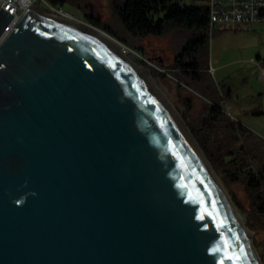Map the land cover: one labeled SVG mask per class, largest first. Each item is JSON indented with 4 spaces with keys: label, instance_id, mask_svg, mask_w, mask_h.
I'll return each instance as SVG.
<instances>
[{
    "label": "water",
    "instance_id": "95a60500",
    "mask_svg": "<svg viewBox=\"0 0 264 264\" xmlns=\"http://www.w3.org/2000/svg\"><path fill=\"white\" fill-rule=\"evenodd\" d=\"M41 10L0 8V264H256L170 100Z\"/></svg>",
    "mask_w": 264,
    "mask_h": 264
},
{
    "label": "rangeland",
    "instance_id": "374dc122",
    "mask_svg": "<svg viewBox=\"0 0 264 264\" xmlns=\"http://www.w3.org/2000/svg\"><path fill=\"white\" fill-rule=\"evenodd\" d=\"M45 1L49 3L50 0ZM113 1L68 0L57 8L73 15L78 20L76 22L81 24L94 27L89 17L94 18L103 27L121 36L125 42L95 26L136 53L134 59L149 71L156 86L170 100L189 131L182 114H186L189 123L200 127L209 114L211 104L201 97L197 86L174 69L175 59L181 53L189 33L171 28L161 37L132 35L117 19ZM177 1L182 5H192L190 0ZM38 4L44 8V13L52 15L44 2ZM205 54L211 83L222 98L221 108L227 117L245 130L237 140L224 126L207 136L202 134L209 152H204L190 133L247 230L250 238L248 244L258 262L264 264V215L256 210L247 179H234L237 171L229 164L233 158L227 156L231 150L236 154L244 152L246 163L253 168L264 165V78L261 72L264 68V24H243L237 29L228 25L216 26ZM188 104L191 110H188Z\"/></svg>",
    "mask_w": 264,
    "mask_h": 264
},
{
    "label": "trees",
    "instance_id": "16d2710c",
    "mask_svg": "<svg viewBox=\"0 0 264 264\" xmlns=\"http://www.w3.org/2000/svg\"><path fill=\"white\" fill-rule=\"evenodd\" d=\"M66 2L68 0L49 1L55 7ZM112 6L117 19L132 35L161 37L171 28L189 33L181 53L175 59L174 69L183 78L197 86L201 96L207 99L211 106L207 118L202 121L200 127L189 123L186 114H182V117L204 152L209 151L202 134L207 136L220 126L229 129L234 140L239 139L238 135H242L245 128L242 125L237 126L236 122L226 116L220 105L222 98L211 83L208 59L205 54L212 35L209 9L206 6L182 5L177 0H114ZM89 19L93 25L125 42L113 30L103 27L98 20L91 17ZM161 75L164 76V74ZM188 110H191L190 104H188ZM228 153L227 156L233 158L229 164L237 171V174L233 175L234 179H247L256 210L264 215V165L253 168L246 163L244 152L236 154L234 150H231Z\"/></svg>",
    "mask_w": 264,
    "mask_h": 264
},
{
    "label": "built area",
    "instance_id": "2783aa9c",
    "mask_svg": "<svg viewBox=\"0 0 264 264\" xmlns=\"http://www.w3.org/2000/svg\"><path fill=\"white\" fill-rule=\"evenodd\" d=\"M44 2L52 15L65 16L78 21L62 8H57L45 0H0V8L13 16L5 34L10 32L20 20L39 2ZM194 6H206L210 13V29L228 25L237 29L243 24H264V0H190ZM40 9H44L40 6ZM1 38L0 42L4 39ZM130 49L127 45L123 46ZM133 51L132 49H130ZM264 77V68H262Z\"/></svg>",
    "mask_w": 264,
    "mask_h": 264
},
{
    "label": "bare ground",
    "instance_id": "6f19581e",
    "mask_svg": "<svg viewBox=\"0 0 264 264\" xmlns=\"http://www.w3.org/2000/svg\"><path fill=\"white\" fill-rule=\"evenodd\" d=\"M41 11H42V10H41ZM43 12H44V11H43ZM46 14H47V13H46ZM48 15H49V14H48ZM51 16L60 17V18H62V19H65V20L70 21V22H72V23H75V24H77V25H80V26H82V27H84V28H87V29H89L90 31H92V32H94V33L100 35V36L103 37L104 39H106V40L110 41L111 43H113L116 47H118L121 51H123V53H124V54H125V55H126V56H127L132 62H133V63H134V65L136 66V68L145 71V73H146L147 77L149 78V80H150V81L156 86V83H155L154 80L151 78L149 71H148L147 69H146V70H147V71H146V70L143 69L141 66H139L138 62L135 60L136 58L134 59L136 53H135L134 51H131V50L128 51L127 48L123 47V46H122V45H121L116 39H114L113 37H111V35H108L106 32L101 31V30H99V29L96 28V27H93V26H90V25H87V24H81V23L76 22V21H73L72 19L67 18V17H65V16H60V15H57V16H56V15H51ZM156 87L158 88V86H156ZM158 89H159V88H158ZM159 90H160V89H159ZM160 91H161V90H160ZM179 118H180V117H179ZM184 125H185V124H184ZM185 128L188 130V128L186 127V125H185ZM188 132L190 133L189 130H188ZM190 135H191V133H190ZM191 137H192V139H193L195 145L197 146V148H198L199 151L201 152L200 148L198 147V145H197V143H196V141L194 140V138H193L192 135H191ZM201 154H202V152H201ZM202 156H203V154H202ZM203 158H204V156H203ZM204 161L207 163V165H208V167H209V169H210L212 175L214 176V178H215L216 181L218 182V184H219L221 190L223 191V193H224V195H225V197H226V199H227V201H228V203H229V205H230V207H231V209H232V211H233V213H234V215H235V217H236V220H237V222H238V224H239V226H240V228H241V230H242V232H243V234H244V236H245V238H246L247 243H248V241H249V243H250L249 234H248L247 230L244 228V226L242 225L241 219L239 218L238 213L236 212L235 208L233 207L232 202H231L230 199L228 198L226 192L224 191V189H223V187L221 186L219 180L217 179L216 175L214 174L212 168L209 166V164H208V162H207V160H206L205 158H204ZM248 246H249V248H250V251H251V253H252V256H253V258H254L255 263H256V264H260V263L258 262V258L255 256L254 252L252 251V249H251V247H250V244H248Z\"/></svg>",
    "mask_w": 264,
    "mask_h": 264
},
{
    "label": "crops",
    "instance_id": "0c3cea01",
    "mask_svg": "<svg viewBox=\"0 0 264 264\" xmlns=\"http://www.w3.org/2000/svg\"><path fill=\"white\" fill-rule=\"evenodd\" d=\"M262 77H263V74H262ZM264 78V77H263ZM201 97H203V96H201ZM204 98V97H203ZM205 99V98H204ZM206 101H208L207 99H205Z\"/></svg>",
    "mask_w": 264,
    "mask_h": 264
}]
</instances>
